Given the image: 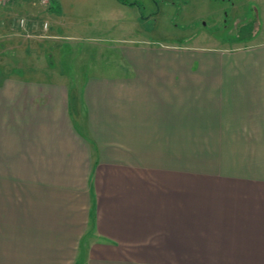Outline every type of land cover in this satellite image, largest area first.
I'll return each mask as SVG.
<instances>
[{
  "label": "crops",
  "instance_id": "1",
  "mask_svg": "<svg viewBox=\"0 0 264 264\" xmlns=\"http://www.w3.org/2000/svg\"><path fill=\"white\" fill-rule=\"evenodd\" d=\"M42 1L0 7V264H264V0L243 39L78 68Z\"/></svg>",
  "mask_w": 264,
  "mask_h": 264
},
{
  "label": "rangeland",
  "instance_id": "2",
  "mask_svg": "<svg viewBox=\"0 0 264 264\" xmlns=\"http://www.w3.org/2000/svg\"><path fill=\"white\" fill-rule=\"evenodd\" d=\"M124 1L49 0L46 4V7L50 6L46 15L50 25L49 32L62 35L56 39V43L52 41L50 43L58 44L62 48H72L74 54L79 57L78 53L84 48L98 50L103 47L104 50L110 51L114 45H123L121 40L125 36L136 39L145 37L154 41L166 40L172 44L188 41L192 44L209 45L215 44L218 38L233 40V34L239 30L240 38H235L238 40L245 38L246 32L256 29L255 22L258 19L254 7L256 8L260 2V0H216L215 3L208 0ZM232 2L235 4L234 7H230ZM3 6L14 11L11 13L15 21L17 18L18 21L23 18L26 22L29 18L30 20L36 18L37 14H40L38 12H41L37 10L44 4L42 0H0V7ZM238 10L240 13H237ZM236 15L239 17L235 23ZM251 18L252 22L249 20ZM17 32L24 35L33 34L26 25ZM117 49L119 51V47ZM80 64L82 62L79 57L75 68Z\"/></svg>",
  "mask_w": 264,
  "mask_h": 264
},
{
  "label": "trees",
  "instance_id": "3",
  "mask_svg": "<svg viewBox=\"0 0 264 264\" xmlns=\"http://www.w3.org/2000/svg\"><path fill=\"white\" fill-rule=\"evenodd\" d=\"M120 1H121V2H125L124 0H120ZM135 3H136V2H135ZM241 27H243V26L241 25ZM236 35L240 37L239 30H238V33H236Z\"/></svg>",
  "mask_w": 264,
  "mask_h": 264
},
{
  "label": "built area",
  "instance_id": "4",
  "mask_svg": "<svg viewBox=\"0 0 264 264\" xmlns=\"http://www.w3.org/2000/svg\"><path fill=\"white\" fill-rule=\"evenodd\" d=\"M1 1H5V0H1Z\"/></svg>",
  "mask_w": 264,
  "mask_h": 264
}]
</instances>
